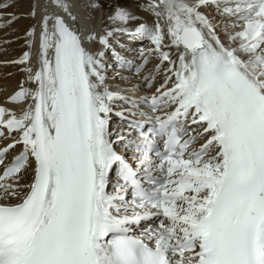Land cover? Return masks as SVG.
I'll return each mask as SVG.
<instances>
[{"label": "snow or ice", "instance_id": "6c2138e0", "mask_svg": "<svg viewBox=\"0 0 264 264\" xmlns=\"http://www.w3.org/2000/svg\"><path fill=\"white\" fill-rule=\"evenodd\" d=\"M29 16L0 105V264H264V0Z\"/></svg>", "mask_w": 264, "mask_h": 264}, {"label": "rangeland", "instance_id": "374dc122", "mask_svg": "<svg viewBox=\"0 0 264 264\" xmlns=\"http://www.w3.org/2000/svg\"><path fill=\"white\" fill-rule=\"evenodd\" d=\"M31 2L33 3L32 0H0V3H9L11 5V7L7 9H0V68H3L0 69V78H3L4 81L11 78L12 75L16 76L21 72L19 67H17L18 65L10 63V61L17 60L13 51L15 52L17 48H21L23 46L22 42L26 39L25 31L27 28L23 26V19L28 18L29 16L30 10L28 9H30ZM119 2L131 3L132 0H119ZM3 13H12L17 16L18 19L13 20L9 24L8 20L10 17ZM2 72L3 74L1 75ZM124 75L129 76L132 74L129 72L124 73ZM119 82L121 85L123 84L122 81ZM12 84L5 86H12ZM1 88L2 87L0 86V89ZM0 91L2 92V90Z\"/></svg>", "mask_w": 264, "mask_h": 264}, {"label": "bare ground", "instance_id": "6f19581e", "mask_svg": "<svg viewBox=\"0 0 264 264\" xmlns=\"http://www.w3.org/2000/svg\"><path fill=\"white\" fill-rule=\"evenodd\" d=\"M33 1V0H32ZM131 1V0H130ZM32 3V2H31ZM30 10V9H28ZM140 15H144L143 13H139ZM99 14H97V26H99ZM24 20V25L26 28L30 27L31 25L35 24V21L31 19L30 16H28V18L23 19ZM23 41V40H22ZM21 41V42H22ZM21 44V43H20ZM19 44V45H20ZM23 46L21 48H17L16 51L14 53L15 58L19 59L20 56L23 54L24 51H27V46L25 44V41L22 42ZM13 49V48H12ZM17 67H19V70L21 69L22 65H18ZM149 67H151L149 65ZM3 69V68H0ZM11 69V68H10ZM3 74V72L1 73V75ZM131 74V73H130ZM112 76V75H111ZM109 76V77H111ZM130 76V75H129ZM5 79V78H4ZM23 79V75L21 72H19V74L12 75L11 78H8V80H3V78H0V86L2 87L0 90H2V92L0 91V104L2 106H6V107H12L11 105L6 104V98L8 97L9 94H11L14 90H16L19 86L20 81ZM135 82V81H134ZM13 83V84H12ZM3 84V85H2ZM12 84V86H5V85H10ZM122 86L121 83L119 81H115L113 84V87H119Z\"/></svg>", "mask_w": 264, "mask_h": 264}]
</instances>
